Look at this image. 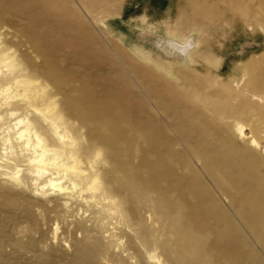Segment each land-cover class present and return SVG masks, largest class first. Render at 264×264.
<instances>
[{
	"label": "rangeland",
	"instance_id": "1",
	"mask_svg": "<svg viewBox=\"0 0 264 264\" xmlns=\"http://www.w3.org/2000/svg\"><path fill=\"white\" fill-rule=\"evenodd\" d=\"M229 1L0 0V79L63 115L0 83V264H264V0ZM24 127L93 187L31 168Z\"/></svg>",
	"mask_w": 264,
	"mask_h": 264
},
{
	"label": "bare ground",
	"instance_id": "2",
	"mask_svg": "<svg viewBox=\"0 0 264 264\" xmlns=\"http://www.w3.org/2000/svg\"><path fill=\"white\" fill-rule=\"evenodd\" d=\"M243 1H246V0H242V2ZM234 6H237V3H233V7ZM188 42H187V45L184 46V47L183 46H179V45H177L175 43H174V45H175L176 48L179 47L178 49H180L182 52H185L186 49L190 48V46L193 45L192 40H190ZM169 43H171V42H169ZM3 58H6L5 61L8 62L13 57H10L8 55H3ZM18 68H20V67H18ZM23 74L24 73L21 70H19L15 74H13V76L12 75L8 76V77L6 76L5 78L0 79V83L2 84V86L4 85L6 87V90L12 89L13 88L12 86H14L15 89H17V88L20 89L21 88V90H16V91H19L18 94H17L18 96H16L17 98L16 97L12 98V100H10V101L8 100L5 103L8 106V108L10 107V110H14L15 108L17 109L19 107H23V108H27V109L31 108V107H33L34 109L39 108L52 121L59 122L60 120H62L63 115L61 114V106L59 104V101H57V99H55V97L53 96L54 94L52 93L53 99H51L46 105H44L42 107L39 106L40 104H39L38 100H40V99H39L37 91H43V87L42 88L34 87L32 85V81L28 80ZM13 91L15 93V90H13ZM57 95L58 94H56V96ZM40 103H41V101H40ZM78 114H81V113H78ZM23 122L24 121L21 120V119L18 121V123H23ZM25 125H26V123H25ZM35 125L38 126V123L36 122ZM39 128L41 129V127H39ZM30 131L31 130H29L28 127H24L19 132L17 138H19V139L23 138L22 141H20V142L24 143V145H25L24 148H28V150L30 152H32L29 155V157H28L29 164L33 165V166H31V168L39 169V167H45V171L46 172L54 173V172L61 171V170H58V168L61 167V166H64L65 168L61 172L64 173L65 175H69L72 178L73 181H71V182H72L73 187L77 186L76 180H78L79 183L83 182V183L88 184L91 188L93 187V184L96 183V181H95L96 178L93 177L94 180H92L89 177V175H86L87 172L85 174L83 172V170L80 169L77 166L78 163H79V159L77 158L76 154L72 150L68 151V152L65 150L66 160L63 161L61 164H51L49 162H51L52 159H56L58 154H60L62 151H59L57 149L56 142L53 141L51 139V137H50L51 134L44 136V135L41 134V132L38 130V128L35 129V132L32 133V134H30ZM32 135L34 136V138H33ZM48 164H51V166H48ZM41 176H42V173L38 172L36 177H41ZM50 176H52V175H50ZM90 180H91V182H90ZM47 186L50 187L51 189L59 192V193H62L67 188H69V185L66 186L65 183L61 182L60 177L59 178L52 177L51 179H49L47 181V183L40 184L38 186V189L42 191Z\"/></svg>",
	"mask_w": 264,
	"mask_h": 264
}]
</instances>
